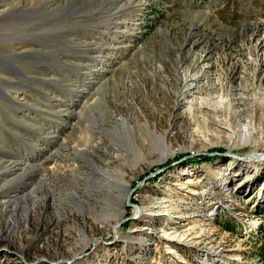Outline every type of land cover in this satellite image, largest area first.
Listing matches in <instances>:
<instances>
[{
  "label": "rangeland",
  "instance_id": "obj_1",
  "mask_svg": "<svg viewBox=\"0 0 264 264\" xmlns=\"http://www.w3.org/2000/svg\"><path fill=\"white\" fill-rule=\"evenodd\" d=\"M261 154L264 0H0V264H261Z\"/></svg>",
  "mask_w": 264,
  "mask_h": 264
},
{
  "label": "trees",
  "instance_id": "obj_2",
  "mask_svg": "<svg viewBox=\"0 0 264 264\" xmlns=\"http://www.w3.org/2000/svg\"><path fill=\"white\" fill-rule=\"evenodd\" d=\"M258 249H259L258 254L260 256L261 264H264V237H263V242H261Z\"/></svg>",
  "mask_w": 264,
  "mask_h": 264
},
{
  "label": "bare ground",
  "instance_id": "obj_3",
  "mask_svg": "<svg viewBox=\"0 0 264 264\" xmlns=\"http://www.w3.org/2000/svg\"><path fill=\"white\" fill-rule=\"evenodd\" d=\"M59 110H57V112H58ZM56 112V113H57ZM260 157H264V154H261V155H258V156H256V158L257 159H260ZM154 210V209H153ZM153 210L152 209H149V210H146V212H145V215H144V217H143V221H147V218H145V216H147V217H149L150 215H152L153 214Z\"/></svg>",
  "mask_w": 264,
  "mask_h": 264
}]
</instances>
